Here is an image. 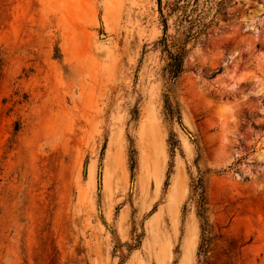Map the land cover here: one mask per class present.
<instances>
[{"label":"rangeland","instance_id":"rangeland-1","mask_svg":"<svg viewBox=\"0 0 264 264\" xmlns=\"http://www.w3.org/2000/svg\"><path fill=\"white\" fill-rule=\"evenodd\" d=\"M0 52V264H264V0H0Z\"/></svg>","mask_w":264,"mask_h":264},{"label":"trees","instance_id":"trees-1","mask_svg":"<svg viewBox=\"0 0 264 264\" xmlns=\"http://www.w3.org/2000/svg\"><path fill=\"white\" fill-rule=\"evenodd\" d=\"M159 4L161 5V0H158ZM167 25H165V31H166ZM169 63L167 64L166 71L169 73V75L172 77V79H175L181 75L183 72V52L179 53H172L169 54ZM5 67V59L3 55L0 52V79L3 76V69ZM194 189L196 192L204 189L203 180H200V182H197L194 186Z\"/></svg>","mask_w":264,"mask_h":264}]
</instances>
